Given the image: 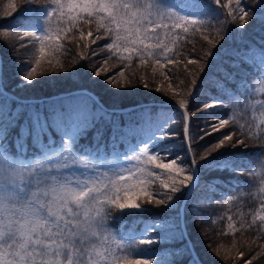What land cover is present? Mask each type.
Listing matches in <instances>:
<instances>
[{"label": "snow or ice", "instance_id": "6c2138e0", "mask_svg": "<svg viewBox=\"0 0 264 264\" xmlns=\"http://www.w3.org/2000/svg\"><path fill=\"white\" fill-rule=\"evenodd\" d=\"M24 2L44 9L45 12L41 17L44 22L42 31L23 33V37L31 39L33 46L39 44V57L22 76L23 87L33 86L37 79V67L43 68L42 61L47 59V69L52 71L74 74V70L83 64L90 78L103 76V82L108 86L127 88L138 80L133 79V76L125 77V72L118 69V76L123 80L117 79L115 74L108 75L116 68V64H110L111 59L128 68H131L134 57L138 58L140 65H148L151 59L155 65L165 69L166 64L161 62L160 55H163L167 64L179 63L168 57V53L172 51L169 42L174 44L179 39V35L173 30L188 33L191 28L199 32L205 27L203 20L190 19V16L173 11L163 0ZM213 3L217 9H227V17L241 29L253 19L252 13L242 4V0H235L234 7L232 0L223 5L221 0H213ZM6 7V16L17 12L14 3H9ZM169 20L175 22L165 23ZM93 24L95 31L91 27L87 31L83 29V25ZM224 28V23L218 20L215 26L216 38L208 41L213 47L225 38L222 34ZM160 30H165L163 37ZM169 34L173 37L171 41H168ZM23 37L20 39L23 40ZM64 39L75 41L77 45L82 44L89 52V55H81L79 63L74 67L71 62L66 65L58 59L53 63L56 53L61 50L70 51L62 43ZM205 39L208 37L205 36ZM102 40L103 45L97 44ZM91 45H97L99 51ZM21 47L25 45L22 43ZM101 54L105 58L97 64L93 57ZM205 55L210 57L211 49ZM252 59L258 60L264 69V54ZM187 64L194 68L183 73L184 79H179L175 72L159 73L169 83L167 87H157L155 91L163 92L176 102L181 109L180 118L176 120L183 126L182 134L165 132L163 135H183L186 139L189 111L194 110L199 115L207 114L202 127L210 131H205L198 137L203 140L204 137L220 132V129L229 124V120L221 119L217 124L214 122L216 118L211 115L217 106L224 104L219 96H210L208 101L196 103V97L202 91L207 94L218 86L206 71L207 60L200 57L189 58ZM152 72L156 73L155 67ZM139 79L143 80V77ZM178 79L179 85L174 87V81ZM144 86L148 87V84L145 83ZM2 88L3 85L0 84V89ZM97 105L95 111L81 100L41 105L39 108L18 105L12 109L8 105H0V264H154L152 259L143 258L144 256L137 253L141 246L158 243V238L147 235L137 238L131 233H111L108 231L107 222L112 218L114 210L118 212L137 209L142 205H168L182 188L191 186L195 174L181 167L176 159L164 162L165 158L159 153H152L147 143L143 147L130 148L129 152L132 154L124 153L122 162L121 154L115 146L124 143L127 136L119 135L115 127L110 145L113 159H105L100 155L103 149L99 143L94 148L83 149L81 155L75 148L77 137L85 135L89 129H95L98 141L103 137V129L97 127V122L104 116L105 110L98 101ZM254 127L255 132L250 128L243 135H255L264 140V119ZM13 133L14 137L10 139ZM53 133L59 136V147L55 146ZM151 133L152 127L149 126L139 134L148 138ZM234 135L223 133L222 136H217L216 142L206 148L200 159L210 163L208 157L226 146H244L245 140L234 139ZM29 141L40 150V154L33 159L27 158ZM133 161L136 162L135 167H128ZM147 165H153L154 168L149 170ZM191 165L196 166L197 161L193 159ZM218 166L227 168L228 162L220 161ZM80 169L82 171L78 175L77 171ZM155 169L163 170L166 178H162ZM104 179L108 182L103 183ZM154 184L157 185L156 191L150 190ZM49 188H54L59 197L56 201L57 207L54 208L57 214L54 215H49L48 212V202L53 197L39 191ZM9 189V195L16 204L5 214L3 201L5 192ZM38 201H43L44 206L41 207ZM32 209L36 211L33 212ZM37 215L46 221L42 226L31 219ZM228 219L231 220L232 217ZM247 223L249 228L255 226L260 239L264 240V202H261L260 211ZM232 227L229 224V228ZM95 240H100L99 247ZM255 245L254 240L247 242L246 250H243L245 245H232L236 249L238 264L264 262V244L259 247ZM192 264H195V259Z\"/></svg>", "mask_w": 264, "mask_h": 264}, {"label": "trees", "instance_id": "16d2710c", "mask_svg": "<svg viewBox=\"0 0 264 264\" xmlns=\"http://www.w3.org/2000/svg\"><path fill=\"white\" fill-rule=\"evenodd\" d=\"M179 1L181 0H163V3L177 6ZM190 1L193 2V9L198 14L196 19L203 20L205 27L199 32L191 28L188 33L178 29L173 30L179 35V39L174 44L169 42L172 51L168 53V57L179 63L167 64L163 55H160L161 62L166 64L165 69H161L151 59L148 65H140L138 58L134 57L131 68H128L111 59L110 64H116V68H113L108 75L115 74L117 79L123 80L118 76V69L125 72V77L133 76V79L138 80L127 88L117 89L114 85L108 86L104 83L103 76L90 78L83 64L74 70V74H65L63 71L55 72L47 69V59L42 61L43 68L37 67V79L33 86L23 87L22 76L29 70V65H34L39 57V44L33 46L31 39L23 37V33L25 31L39 33L43 28L44 22L41 17L45 10L25 4L24 0H0V84L3 85L2 89L13 95L12 97L4 94L0 89V105H8L12 109L18 105L39 108L41 105L81 100L95 111L98 101L105 110L104 116L97 122V127L103 129V137L98 141L95 129H89L85 135L77 137L75 148L81 155L83 149L94 148L99 143L103 149L100 155L105 159H113L110 145L112 130L115 127L119 135L127 136L124 143L115 146L121 158L130 148L143 147V144L147 143L152 153H159L165 158L164 162L176 159L181 167L193 173L183 135L176 137L163 135L165 132L183 133L181 122L176 120L180 118L181 112L176 109L177 104L174 100L155 89L167 87L169 83L159 75L161 71L169 74L175 72L179 79H184L183 73L194 68L193 65L187 64L189 58L200 57L207 60L206 71L218 86L207 94L202 91L197 95L196 103L208 101L210 96H219L224 104L217 106L211 115L216 118L214 122L217 124L221 119L229 120V124L220 129V132L201 140L198 137L205 131H210L202 127L206 122L207 114L199 115L194 110L189 111V145L192 160L197 161L198 177L185 201L184 229L181 223L180 205L187 187L176 193L174 199L165 206L142 205L137 209L118 212L114 210L111 214L112 218L107 222L108 231L121 235L131 233L137 238H143L145 235L158 238V243L141 246L137 253L144 256L143 258L152 259L154 264H192L194 259L195 264H238L233 244L237 247L245 245L243 250H246L247 242L252 240L256 241L257 247L264 244L256 227L249 228L247 223L260 211L261 202H264V194L261 191L264 182V140L255 135H243L250 128L255 132L254 125L264 119L259 111L260 108L253 105L256 84L264 69L261 68L258 60L252 59L264 54V0H242V4L253 16L243 29L231 22V18L227 17V9L222 7L217 9L213 0H187V4ZM9 3L16 5L17 12L6 16L5 13L8 11L6 6ZM227 3L228 0H221L222 5ZM232 6H235V0H232ZM188 13H192L191 7ZM218 20L225 25L222 33L225 38L213 47L208 41L216 38L215 26ZM90 27L95 31L94 24L83 25L85 31ZM164 34L165 31L162 33L160 30L162 37ZM205 36L208 37L207 40ZM21 37L23 40L20 39ZM172 38V34H169L168 41ZM22 43L25 47H21ZM62 43L70 51L61 50L56 53L54 64L58 59L66 65L71 62L74 67L79 63L81 55H89L82 44L77 45L75 41L70 42L69 39H64ZM97 44L103 45L104 41H98ZM91 47L97 48V45ZM210 49L212 55L208 57L205 54ZM104 58V54L93 57L97 64H100ZM153 67L156 68L155 74L152 72ZM140 77H143V80H140ZM179 79L174 81V87L179 85ZM145 83L148 87L144 86ZM78 90H87V92L59 96ZM101 97L103 99H100ZM129 106L137 107L123 112L113 110ZM149 126L152 127L150 137L146 138L139 134ZM223 133H234V139L245 140V145L226 146L208 157L210 163L202 161L200 157L206 148L215 143L217 136H222ZM13 137L14 133L10 139ZM53 138L56 141L55 146L59 147L58 134L53 133ZM12 151L15 153L14 148ZM39 154V148L32 146L29 141L27 158L33 159ZM131 154L129 152V155ZM220 161H227L228 167H219ZM147 167L149 170L154 168L153 165ZM81 171L82 169L78 170L77 174ZM155 171L162 178H166L163 170L155 169ZM109 175L111 176V173ZM107 182V179L103 180V183ZM150 190L156 191L157 185L154 184ZM9 192L5 193L3 201L5 214L9 213L16 204ZM228 217L232 219L229 220ZM229 224L233 227L229 228ZM189 242L192 244L196 258L192 254ZM95 243L100 246V240H95Z\"/></svg>", "mask_w": 264, "mask_h": 264}, {"label": "rangeland", "instance_id": "374dc122", "mask_svg": "<svg viewBox=\"0 0 264 264\" xmlns=\"http://www.w3.org/2000/svg\"><path fill=\"white\" fill-rule=\"evenodd\" d=\"M192 2H189L188 5H186V0H183L179 3V5L177 7H171L173 8V11H177L178 13L182 14V15H187L190 16V19L195 18L197 13L196 11L193 9V13L192 14H188L187 12V8L192 7ZM195 11V13H194ZM175 21H165V23H174ZM165 30H161L162 33H164ZM256 96L255 99H253V105L254 107H259L260 108V113L262 116H264V72L263 74L260 76V78L258 79V83L256 84ZM123 162V160H121ZM128 167H130V164L127 165ZM79 175V173H78ZM81 179H84L83 176H81ZM264 184V183H263ZM9 191H11V189H9L8 191H6L5 193L7 194Z\"/></svg>", "mask_w": 264, "mask_h": 264}, {"label": "clouds", "instance_id": "9594fccd", "mask_svg": "<svg viewBox=\"0 0 264 264\" xmlns=\"http://www.w3.org/2000/svg\"><path fill=\"white\" fill-rule=\"evenodd\" d=\"M39 191H43L46 195H51L53 197V199L48 202L49 203L48 212H49V215L57 214V212L54 211V208L57 207L56 201L59 198L56 195V190L54 188H49L47 190L40 189ZM38 203L41 204V207L44 206L43 201H38ZM32 211L35 212L36 210L35 209H32ZM31 219L34 220L37 224H40L41 226L46 222V221L41 220L38 215L37 216H32Z\"/></svg>", "mask_w": 264, "mask_h": 264}, {"label": "water", "instance_id": "95a60500", "mask_svg": "<svg viewBox=\"0 0 264 264\" xmlns=\"http://www.w3.org/2000/svg\"><path fill=\"white\" fill-rule=\"evenodd\" d=\"M196 174V173H195ZM196 176V175H195Z\"/></svg>", "mask_w": 264, "mask_h": 264}]
</instances>
